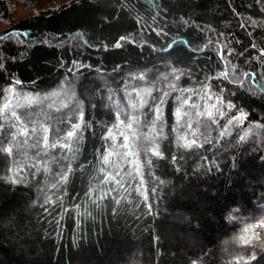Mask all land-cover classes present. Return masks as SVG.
Here are the masks:
<instances>
[{"label": "trees", "instance_id": "16d2710c", "mask_svg": "<svg viewBox=\"0 0 264 264\" xmlns=\"http://www.w3.org/2000/svg\"><path fill=\"white\" fill-rule=\"evenodd\" d=\"M22 1L34 12L13 21L0 0L1 19L8 26L0 33V96L22 105L21 93L41 98L28 111L64 130L70 123H59L60 117L71 115L78 104L84 113L83 139L75 159L64 150L69 160H54L61 153L57 147L39 161L29 160L39 171L14 167L15 148L12 157L0 153V264H128L127 259L132 264H264V232L253 227L264 219V0ZM120 37L126 39L116 48ZM221 48L226 61L220 59ZM225 68L228 75L221 77ZM173 69L176 75L184 73L178 81ZM140 73L146 74L144 81L132 79ZM169 81L176 91L168 88ZM201 82L222 96L224 104L218 107L225 115L212 125L211 143L201 138L203 147L186 149L180 145L194 137L186 127L172 131L175 97H192L184 108L191 116L181 123L190 120L195 128L196 120H204L190 105L199 104L201 111L206 107ZM152 85L153 96L160 95L157 89L171 93L163 106V137L156 138L145 125L149 117L141 116L139 127L133 125L136 155L128 158L134 163L113 156L109 165L102 164L111 144L103 137L116 124V112L120 107L131 111L126 93ZM10 86L15 92L7 91ZM212 103L215 97L207 101ZM141 111L147 113L148 107ZM236 116L241 119L219 139ZM121 119L127 122L128 116L122 113ZM72 122H78L74 115ZM121 130L132 146L131 132ZM113 131L119 148L123 137ZM185 132L187 138L178 140ZM154 144L162 158L152 154ZM25 150L34 155L33 149ZM69 162L67 182L52 188ZM117 163L121 175H135L139 165L145 181L140 192L148 195L151 215L136 191L139 177H125L127 191L118 188L92 202L113 187L100 183L101 169L114 171ZM49 197L52 203L46 204Z\"/></svg>", "mask_w": 264, "mask_h": 264}, {"label": "snow or ice", "instance_id": "6c2138e0", "mask_svg": "<svg viewBox=\"0 0 264 264\" xmlns=\"http://www.w3.org/2000/svg\"><path fill=\"white\" fill-rule=\"evenodd\" d=\"M125 37H120V39L115 43L114 47L120 48L122 47V41H124ZM211 43V41L209 42ZM167 50V49H165ZM228 55H231L229 52ZM264 56V52L261 53ZM219 56L222 61H226L227 57L225 55L224 49L221 48L219 51ZM230 63V61L228 62ZM71 71V70H70ZM176 69H173L172 75H174L175 80H179L180 76L184 73H180V75H176ZM228 75L227 68L220 73L221 77H226ZM146 78L145 73H140L139 75L133 76L132 79H138L140 81H144ZM163 80L167 81L168 76L165 75L162 77ZM14 84H19V81H14ZM203 85V96L201 99H205L206 107L203 111L200 110V105L193 102L190 105V108L197 109L195 115L197 117H202L204 122L201 123V120H196V127L193 128V124L190 120L184 121L183 117L191 116L190 112H185V106L189 105V101L192 99L191 96H183L178 95L175 97V100L178 101V106L175 109L174 115L176 116V124L172 127V131L179 133L180 127H186L188 131L191 132V135L194 137L189 142L183 143L180 146L186 149H191L192 147H203V143L201 142V138L203 141L208 143L212 142L211 132L212 125L218 124L217 117L223 118L225 112L222 107H218V105L223 106L224 100L222 96L215 95L209 89V86L206 83L201 82ZM153 87L152 86H137L133 88L131 91L126 93L125 99L127 101V108L131 111H125V108L120 107V110L116 112V124L112 127H109L103 139L107 142L111 140V144L105 148L104 154L101 157V163L104 165H109L110 158L113 156H120L121 162L127 160L129 164L134 163L132 160H129V157L136 155L134 152V138L136 137V132L133 131V125L139 127L141 116H148L149 119L145 121V125L150 124V132L155 134L156 138L163 137V106L166 103L167 97L170 96L169 90L157 89L160 91L159 96H153ZM168 88L171 91L177 90V85L171 81L168 82ZM9 93L15 92V89L10 86L7 90ZM181 93L192 92L193 89H179ZM200 90H197L199 93ZM133 93H135V97L133 98ZM23 96L25 100V104H20L19 101L13 104L12 100L8 96H0V99L4 100L2 106H0V153H6L9 157L13 155V148L16 149V155L12 159V164L14 167L19 168L21 172L26 169L35 168L39 171L38 165L36 163H28V161H39L42 157H47L49 151H55L57 147L61 149V153L53 156L54 160H59L62 156L64 160H69V156L67 153H72L71 159L76 158V154L79 152V145L83 139V124H84V113L83 110L79 108L77 104L76 110L71 111V115L69 113H64L62 117L59 119V123H64L68 121L70 123V128L68 130L61 129L59 127H53L51 123H44L35 118L34 112H29L28 109H31L32 106L39 105L42 103V99L36 96H27L23 93L20 94ZM215 97V103L211 105H207V101L213 100ZM43 99H48V97H44ZM111 100L112 97L109 96ZM149 100H151V104H149ZM23 107L25 110L23 112H18L17 109ZM64 107H67L65 105ZM145 107H148V112H142L141 110ZM228 107L231 108L232 105L229 102ZM59 111V109H58ZM124 113L128 116L127 122L121 119V114ZM76 116L78 122H72V116ZM243 114H241L242 116ZM51 119H55L52 117ZM241 119L240 116L232 117L227 121V124L223 126L224 130L218 133L219 139H223L228 134V126H232L235 121H239ZM210 121V123H209ZM159 124V129H157V125ZM121 126H124L131 132V136L133 138L132 146H130V137L124 130H121ZM113 128L117 129V132L120 136L123 137V142L119 145V148L116 144L117 134L114 133ZM7 129V130H6ZM52 131L51 141L49 139V131ZM188 132L183 134H178V140H184L187 138ZM3 136L11 137V139H4ZM18 137H23V140H19ZM247 133L244 136H240L239 140L242 142L246 139ZM29 141L31 143L29 144ZM31 148L34 150V155L29 157L28 152L25 148ZM119 149H125L126 151L120 152ZM67 150V153L64 151ZM152 154L162 158V153L159 151V146L155 145L150 149ZM175 159V157L173 158ZM24 161V167H21V162ZM215 165V161L212 162ZM47 164V161H45ZM12 168H9V171H12ZM45 171H50L47 167H45ZM72 172L71 162L68 163L66 168H61L59 172V180L52 184V188H58V185H62L66 183L68 180V174ZM101 172L104 173L103 180L100 181L102 184L112 183L113 187L108 189L107 192H104L102 195L96 197L95 200H92L93 203H97L99 200L105 199L107 196L111 195L112 192L117 191L118 188L124 189L127 191V188L124 187L125 177H131V179H136L139 177V185L136 188V191L143 196L145 207L147 208L148 214H152V205L148 203V195L145 192H140V189L144 186L145 181L143 175L140 172L139 165L135 167V175L132 172L124 173L123 169L120 167V164L117 163L115 165L114 171L105 172V169H101ZM33 175L36 173L33 172ZM13 183L16 180L12 181ZM163 184V181H160ZM129 186L130 182H129ZM155 191V189H153ZM91 199V193L86 194ZM115 199V197H113ZM117 204L120 203L119 199H115ZM46 204L52 203L51 198H47L45 201ZM79 207V205H76ZM47 211V209H45ZM232 212L238 211V209H232ZM229 219H233L234 217L230 214ZM253 227H264V219L260 220ZM245 231H248L246 228ZM240 240L244 243H247L243 236L240 237ZM243 259V258H241ZM252 260L255 259V256L251 257ZM193 264H196L194 261ZM239 264V261H237ZM245 264H249V261H245Z\"/></svg>", "mask_w": 264, "mask_h": 264}, {"label": "rangeland", "instance_id": "374dc122", "mask_svg": "<svg viewBox=\"0 0 264 264\" xmlns=\"http://www.w3.org/2000/svg\"><path fill=\"white\" fill-rule=\"evenodd\" d=\"M2 1L9 7L13 21L21 17L28 16L34 12L32 6L30 4L26 5L22 0H2ZM7 28H8L7 24L1 19V15H0V33L5 31ZM262 231L264 232V227H262ZM219 240L220 242L222 241L221 238ZM225 242L226 241H223V245H225ZM180 255L183 258H185L184 255H182V253H180ZM127 262L128 264H132L129 259H127Z\"/></svg>", "mask_w": 264, "mask_h": 264}]
</instances>
